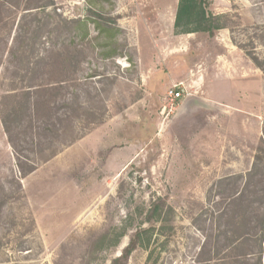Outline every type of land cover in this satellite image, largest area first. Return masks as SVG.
<instances>
[{
	"label": "rangeland",
	"instance_id": "rangeland-1",
	"mask_svg": "<svg viewBox=\"0 0 264 264\" xmlns=\"http://www.w3.org/2000/svg\"><path fill=\"white\" fill-rule=\"evenodd\" d=\"M178 2L0 0V118L18 153L6 134L0 264H111L158 197L175 215L127 264H259L258 230L245 241L233 220V249L214 255V214L227 208L229 177L253 171L264 186V0H213L228 16L214 36L176 34ZM90 7L121 29L111 57L102 36L97 48L71 37L69 21ZM65 115L83 138L45 161L49 120ZM115 228L126 235L113 246Z\"/></svg>",
	"mask_w": 264,
	"mask_h": 264
},
{
	"label": "trees",
	"instance_id": "trees-1",
	"mask_svg": "<svg viewBox=\"0 0 264 264\" xmlns=\"http://www.w3.org/2000/svg\"><path fill=\"white\" fill-rule=\"evenodd\" d=\"M212 2L213 0H179L174 21L175 33H197L214 36L216 31L222 28H227V14L213 13L210 10ZM43 6L44 5L36 7V15L45 12V6ZM28 14H31V12H28ZM69 23H72L74 26L73 33L71 35L73 39L79 38L81 41H87L97 48L98 39L102 36V46L106 48V51L103 54L108 57L116 54L117 51L115 46L119 45L117 36L121 29H119V27L114 24V18L98 13V9L96 7H90L86 15L71 19ZM78 52L83 53L82 50H78ZM250 57L256 66L262 68L258 57L254 56L253 54H250ZM70 119L71 117L65 115V118H58L55 123L51 119L49 120L48 124L53 125V130L49 129L52 135L48 138V144L49 147H52V151L50 155L46 157L45 161L54 158L65 147L70 146L77 140L83 138L84 133L74 134V121L72 119L70 121ZM23 120L24 117L15 118L17 124ZM2 122L8 136V140L15 150L10 125H8L7 120L4 118H2ZM64 123H66L65 126L61 127V125H64ZM57 125L59 126L57 127ZM69 132L71 133V137L66 136V134ZM38 135L41 137L40 133H38ZM40 141L41 139H39L37 142L33 141V143L35 146L40 147L42 145ZM16 154L18 155L17 151ZM35 169L36 163L33 162L32 165L25 169L23 168L21 170V174L23 177H25L32 173ZM252 172L253 171H250L247 175L231 176L225 181L221 182L227 187H230L231 191L224 196L227 208L219 210L217 211V214H214L215 219L218 222V233L216 234L214 241L216 247L214 255L217 256L220 250L223 251L225 248L233 249L235 241L232 240L233 238H227L228 232L231 231L228 225L230 220H233L235 222V227H238V229L240 227L242 228L243 231L241 238L245 241L249 240L253 230L256 232L258 230L257 235H260L259 246L255 254L258 256L259 264H262V255L264 254V247L262 245V240L264 238V186L259 188L258 182H256L254 180L255 177H253L256 172ZM259 180L261 184H264L263 178ZM239 183L242 184L241 188L240 185H238ZM174 215L175 209L167 202L166 198L158 197L152 201L149 209L146 212L145 223L147 226H142L131 234L129 244L124 247L121 255L112 259L111 264H127L132 252L140 244L147 246L151 243L154 234H165L166 226L168 223H170ZM114 230H117L115 241L113 243V246H116L119 243V238L126 235V231H118V228H115ZM234 231L235 230L232 232L233 234ZM109 235L110 230H105L104 232L100 233L98 235V242H105ZM249 254V252H245L242 255L247 258ZM212 258L215 259L216 257ZM231 259L232 258L227 259V257H222L220 259H216L214 264H229Z\"/></svg>",
	"mask_w": 264,
	"mask_h": 264
},
{
	"label": "crops",
	"instance_id": "crops-1",
	"mask_svg": "<svg viewBox=\"0 0 264 264\" xmlns=\"http://www.w3.org/2000/svg\"><path fill=\"white\" fill-rule=\"evenodd\" d=\"M7 145H8V141H7L6 131L4 129L2 119L0 118V154L2 153L3 155H5L7 150ZM12 156L14 155L12 154Z\"/></svg>",
	"mask_w": 264,
	"mask_h": 264
},
{
	"label": "built area",
	"instance_id": "built-area-1",
	"mask_svg": "<svg viewBox=\"0 0 264 264\" xmlns=\"http://www.w3.org/2000/svg\"><path fill=\"white\" fill-rule=\"evenodd\" d=\"M169 96L172 101H175L176 99L180 98L182 96V91L179 89H170Z\"/></svg>",
	"mask_w": 264,
	"mask_h": 264
}]
</instances>
